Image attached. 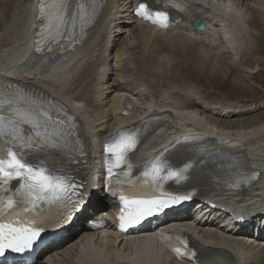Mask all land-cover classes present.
Segmentation results:
<instances>
[{
	"label": "bare ground",
	"instance_id": "obj_1",
	"mask_svg": "<svg viewBox=\"0 0 264 264\" xmlns=\"http://www.w3.org/2000/svg\"><path fill=\"white\" fill-rule=\"evenodd\" d=\"M193 1L211 9L200 14L205 20V31L189 28L188 25L184 26L186 29L158 30L139 21L136 8L142 0H105L99 17L81 46L71 51L37 56L27 49L34 35L33 23L37 12L35 3L33 0H0V83L16 82L25 87L33 86L44 94L43 98L55 99L43 107L51 115L55 113L54 116H57L65 108L75 115V120L71 119V122L76 127L85 151L81 153L83 164L73 169V176L84 178L83 170L87 172L88 167L85 166H89L87 177L91 180L96 160L102 161L100 151L104 140L117 128L136 122L135 118H149L168 110L161 108L174 109L175 120L165 126L159 138L151 142V147L179 139L181 135L177 133L178 126H175L174 131L171 128L175 123L179 124V120H189L191 123L180 125L184 128L195 127L196 130L217 129L222 134L240 136L250 142L246 143L245 151L251 156V165L264 162V101L254 99L249 106L237 101L222 104L218 97L213 96L212 89L207 91L206 96L201 95L202 87L205 86L204 74L210 83H216L221 78L224 81L226 73L233 74L237 70L242 71V68L245 73L249 69V75H256V79L259 71L264 70L259 67H264L263 59H252V53L264 51V0H241L246 9L240 7V0H231V4L227 3L230 0ZM127 18L130 22L134 20L137 28L129 30L132 37L122 42L114 54L108 57L109 46L114 45L112 40H117L115 37L127 29ZM245 18L247 27L242 23ZM111 24L114 25V33ZM242 25L247 32L243 33ZM182 31L188 32V36ZM110 34L115 35L110 38ZM137 36L144 38L145 47L159 46L144 54L148 56L133 57L135 68H131L126 61L130 56V43ZM163 39L167 41L159 43ZM251 39L253 44L250 43ZM172 41L173 46L170 45ZM183 47H186V51H183ZM182 53H185L182 60H187L186 64L182 62V71L170 74L171 77L164 75L163 70H175L173 66L179 62ZM108 60L113 61L111 65L116 74L113 81L106 84ZM97 61L101 63L98 66L100 69L95 65ZM226 65L229 70H226ZM84 72L91 75L86 77ZM6 73H12L13 77L4 76ZM236 75L234 81L241 82L236 85L237 88L231 89L229 83L222 90L227 91L231 100L248 90L244 88L248 78L240 73ZM189 81L200 83L198 89ZM127 97L138 103V110L133 115L121 114L122 100ZM203 97L206 103L200 102ZM103 106L107 108L106 111L102 109ZM181 109L186 114H179ZM24 126V130L30 134L31 127ZM108 128L107 133H101ZM97 171L103 183V165H99ZM189 173L194 176L191 168ZM90 180L89 184L94 183ZM118 183L124 182L119 180ZM125 184L131 185L130 181ZM159 186L166 188L165 180ZM176 186L180 188V185ZM125 188L121 186L122 190ZM192 189L201 193L177 210L165 211L163 218L158 213L153 214L150 222L132 229L127 237H122L124 241L116 234L110 219L99 229L86 227L88 219L108 216L116 207L115 199L108 198L109 194L104 191L103 184H94L89 188L82 208L41 247L33 264H189L170 259L159 243L154 241L155 237L151 233L157 232L158 227H169L177 234L191 233L193 239L202 245L203 251L224 250L233 255L236 264H264V171L260 173L259 182L244 194ZM103 193L107 198L102 196ZM234 205L249 211H234ZM92 236H96L93 241L88 239ZM103 238L106 244L102 243ZM234 261L229 264H234ZM0 264L7 262L0 261ZM9 264L25 263L20 256H15Z\"/></svg>",
	"mask_w": 264,
	"mask_h": 264
},
{
	"label": "snow or ice",
	"instance_id": "obj_2",
	"mask_svg": "<svg viewBox=\"0 0 264 264\" xmlns=\"http://www.w3.org/2000/svg\"><path fill=\"white\" fill-rule=\"evenodd\" d=\"M172 6L178 7L179 4L173 0ZM145 8V4H140V9ZM96 13V0H39L38 3V18L42 21L50 43H57V38L79 43L74 35L77 24L81 28L91 24ZM154 15L162 26H167V12L157 11ZM145 18H151V15ZM36 50L41 49L37 47ZM5 110L9 115L3 114ZM64 123L63 120L54 119L47 109L19 91L0 93V138H4L9 144L7 158L0 160V255L7 250L24 253L33 247L45 230L44 224L48 223L39 214L44 204L67 202L71 208H75L81 202L79 199L73 201L69 195H75L77 186L72 184L67 175L59 173L50 165L47 158L48 155L59 154L64 147ZM22 125H29L31 133L25 135ZM137 143L134 134L121 130L107 149L115 157L114 167H127L129 171L124 172L126 176L133 167L129 153L136 149ZM30 154L36 158L33 159ZM108 162L112 164L111 159ZM148 163L151 166L146 165L143 176L146 183L150 179L155 184L163 180L186 179L185 173L191 166L185 164L183 168L172 169L160 159L159 154ZM164 172L167 175H163ZM111 174L110 167L109 175ZM13 181H18V186L13 187ZM190 198L188 195H171L168 200L155 197L129 200L121 195L120 200L127 205L128 211L121 209L120 227L123 229L138 224L170 204ZM183 243L186 247V241ZM174 251L185 254L179 248Z\"/></svg>",
	"mask_w": 264,
	"mask_h": 264
},
{
	"label": "rangeland",
	"instance_id": "obj_3",
	"mask_svg": "<svg viewBox=\"0 0 264 264\" xmlns=\"http://www.w3.org/2000/svg\"><path fill=\"white\" fill-rule=\"evenodd\" d=\"M240 4H241V0L240 1H238ZM227 3H233L231 0L230 1H228ZM240 7H243V9H246L245 8V5H243L242 6V4L240 5ZM248 13H251L250 11H248ZM130 17V16H129ZM130 20H132V19H130ZM133 22H130L129 21V19L127 18V29L125 30V32L123 33H121L120 34V36L119 37H115V38H118L117 40H112L113 42H114V45L113 46H109V49H108V51H107V54H108V57H110V56H112L113 54H114V52H115V50H117L118 49V47L121 45V43L122 42H124V41H126V40H128L129 39V37L132 35V33L130 32V31H132V30H134L135 29V27L137 28V23H135L134 22V20H132ZM245 23L246 24V27H247V18H245L244 19V21L242 20V23ZM111 25H113V24H111ZM244 25V24H243ZM241 26L242 27V29H243V33L244 32H247V29L245 28V26ZM114 27V25L112 26V32L114 31V29L115 28H113ZM129 28V29H128ZM181 28H183V27H181ZM175 29V28H174ZM179 29V28H178ZM186 29V28H185ZM249 29V28H248ZM130 30V31H129ZM173 30V29H172ZM258 30V29H257ZM171 31V30H170ZM250 31V30H249ZM249 31H248V35H249ZM114 33V32H113ZM182 33H185L187 36H188V32H185V31H182ZM111 36H110V38L111 37H113L115 34H110ZM132 37V36H131ZM109 38V37H108ZM122 38V39H121ZM191 38H194V36H191ZM144 38H139V36H137L136 38H134V39H132V42L130 43V45H131V48H130V50H129V52H130V56H132V58H130V56H129V58H127V61H126V63H127V66L128 67H131V68H135L134 67V62H133V57H135L136 58V56H141V57H145V56H148V55H145L144 56V54H147V53H150L153 49H156L157 48V46H159V45H156L155 47H152V46H147V47H145V43H144V40H143ZM216 39V38H215ZM121 40V41H120ZM243 40V39H242ZM110 41H111V39H110ZM167 40L166 39H163V40H160V42L159 43H165ZM219 42V41H218ZM182 43H184V40H183V42ZM250 43L251 44H253V40L251 39L250 40ZM107 44V43H106ZM173 41H172V43L170 42V45H172L173 46ZM212 44V43H211ZM244 46V45H243ZM220 50H222V49H220ZM113 51V52H112ZM134 51V52H133ZM183 51H186V47H183ZM256 51H258V50H256ZM136 52V53H135ZM215 52H217V50L215 51ZM218 52H219V50H218ZM134 53V54H133ZM194 53H196V52H194ZM110 55V56H109ZM143 55V56H142ZM182 56L181 57H179L178 58V60H179V62L175 65V66H173V68H175V70H173L172 72H170V71H168V72H165V70H163L164 72L163 73H165L164 75H166V76H170L171 77V75H173V73H175V72H177V73H179V72H181L182 71V69H183V65H182V62L184 63V64H186V59H184V60H182V57H184L185 56V53H182L181 54ZM191 55H193V54H190V56ZM237 58H238V56H237ZM258 58H261V59H263L264 60V51H263V53H258V52H255V53H252V59L253 60H256V61H258ZM126 59V58H125ZM110 60V59H109ZM109 60H108V65H109V67H111L112 65L111 64H113L112 62V60L109 62ZM260 60V59H259ZM101 61V60H100ZM153 61V60H152ZM228 61H230L229 59H228ZM97 63V64H96ZM95 63V65H97V69L99 68L100 69V67H98V66H100L101 65V63L99 62V61H97ZM99 63V64H98ZM95 65H94V67H93V69L95 68ZM227 67H226V70H229V66L228 65H226ZM108 67V73L106 74V77L107 78H105L106 79V84H108V83H111L112 81H113V78L115 77V74H116V71H115V69L113 68V66L111 67V68H109ZM259 67H262V68H264L263 66H259ZM258 66H257V68H259ZM102 69V68H101ZM156 69V68H155ZM113 72H115V73H113ZM161 72V71H160ZM249 72H250V70L248 69V71H247V73H245V69L244 68H242V71L240 70H237L236 72H234L233 74H230V73H226V77H225V80L223 81L222 80V78H221V80L220 81H218L217 80V82L215 83V82H213V83H210L207 79H206V77H205V74H204V77H203V79H204V84H205V86L204 87H202L203 89H202V91L201 92H203V94H201L202 96H206V94H207V91H210V89H212V93L214 94H212L213 96H215V97H218L221 101H222V104H228V103H234V102H239V103H241V104H244V105H246V106H249V105H251V103L253 102V100L254 101H264V96H260V95H264V70H261V71H259V73H258V76H257V79L255 78L256 77V75H254V76H251V75H249ZM113 73V74H112ZM237 73H240L242 76H244L245 78H248V81L246 82V83H244L245 84V87L244 88H246V89H248L246 92H242L241 94H239V95H237V97H234V99L233 100H231V99H229V97H228V95H227V91H222V90H224L225 89V87H227L226 85H228L229 83V87L231 88V89H235V88H237L236 87V85H239L241 82H237V81H234V77L235 76H237L236 74ZM86 77H89L90 75H91V73H86V72H84L83 73ZM171 74V75H170ZM230 74V75H229ZM241 76V77H242ZM240 77V78H241ZM112 79V80H111ZM118 79V78H117ZM108 80V81H107ZM227 81V82H226ZM195 81H189V83H192V85H195V88H197L198 89V86L200 85V83H194ZM234 83V84H233ZM235 83H237V84H235ZM249 83V84H248ZM214 85V86H213ZM247 86V87H246ZM251 89H250V88ZM142 88V87H141ZM241 89V88H240ZM204 90V91H203ZM254 90V91H253ZM248 92V93H247ZM252 92V93H251ZM250 93V94H249ZM243 95H247L248 97H246V96H243ZM252 95H254V96H252ZM257 95V96H256ZM236 96V95H235ZM258 96H260V97H258ZM255 97H257V98H255ZM204 98V97H203ZM246 98H248V99H246ZM244 99H246V101L244 100ZM203 100V101H202ZM229 101H231V102H229ZM200 102H204V103H206V100H205V98L204 99H200ZM200 102H199V104H200ZM255 103H257V102H255ZM259 104V106L260 105H262V104H260V103H258ZM106 107H107V105H106ZM106 107H102V109H104V111H106L107 110V108ZM211 107H212V105H211ZM261 109H258V111H260ZM221 111V110H220ZM256 113H254L253 115H255ZM234 117V116H233ZM228 118H232V117H228ZM234 119V118H233ZM108 123H111V121L110 122H108ZM108 130H109V128L107 129V130H103L101 133L102 134H104V133H107L108 132ZM98 168H99V166L97 165V164H95V166H94V170H93V173H94V175L96 176V178L94 179V183H92L93 185L97 182V181H99V183H100V179H101V176L98 174V172L99 171H97L98 170ZM92 173V174H93ZM92 185V186H93ZM104 198H107L104 194L102 195ZM250 200H248L246 203H248ZM236 209H238L239 211L240 210H242V211H249V210H247V209H245V208H243L242 209V206H236ZM46 257H44L43 259H45Z\"/></svg>",
	"mask_w": 264,
	"mask_h": 264
},
{
	"label": "water",
	"instance_id": "obj_4",
	"mask_svg": "<svg viewBox=\"0 0 264 264\" xmlns=\"http://www.w3.org/2000/svg\"><path fill=\"white\" fill-rule=\"evenodd\" d=\"M194 27H195L196 29H198V30H205V29H206L205 22H204V21H201V20H199L198 22H196V23L194 24ZM42 235H44V233H43Z\"/></svg>",
	"mask_w": 264,
	"mask_h": 264
}]
</instances>
